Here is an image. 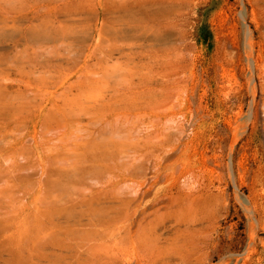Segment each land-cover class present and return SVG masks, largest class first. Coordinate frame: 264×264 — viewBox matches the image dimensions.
Wrapping results in <instances>:
<instances>
[{
  "label": "rangeland",
  "instance_id": "rangeland-1",
  "mask_svg": "<svg viewBox=\"0 0 264 264\" xmlns=\"http://www.w3.org/2000/svg\"><path fill=\"white\" fill-rule=\"evenodd\" d=\"M0 264H264V0H0Z\"/></svg>",
  "mask_w": 264,
  "mask_h": 264
}]
</instances>
